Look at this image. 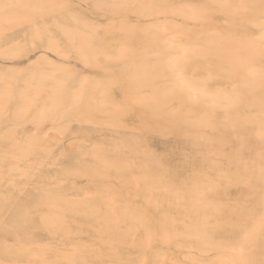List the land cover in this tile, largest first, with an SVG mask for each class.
I'll return each instance as SVG.
<instances>
[{
  "label": "rangeland",
  "instance_id": "obj_1",
  "mask_svg": "<svg viewBox=\"0 0 264 264\" xmlns=\"http://www.w3.org/2000/svg\"><path fill=\"white\" fill-rule=\"evenodd\" d=\"M224 1L0 0V264H264V0Z\"/></svg>",
  "mask_w": 264,
  "mask_h": 264
},
{
  "label": "bare ground",
  "instance_id": "obj_2",
  "mask_svg": "<svg viewBox=\"0 0 264 264\" xmlns=\"http://www.w3.org/2000/svg\"><path fill=\"white\" fill-rule=\"evenodd\" d=\"M220 2H221V1H220ZM223 3H225L224 0H223ZM32 9H33V8H32ZM190 20H191V19H190ZM81 33H82V32H81ZM13 45H14V44H13ZM203 48H204V47H203ZM184 57H186V53H185V56H184ZM184 57H183V58H184ZM183 58H182V59H183ZM243 59H244V58H243ZM236 61H237V60H236ZM176 63H178V62L176 61ZM174 64H175V62H174ZM178 64H179V63H178ZM235 64H236V63H235ZM179 65H180V64H179ZM181 67H182V66H181ZM177 68H178V66H177ZM256 68H257V67H256ZM256 68H255V69H256ZM175 70H177V69H175ZM203 77L206 78L205 75H204ZM203 77H202V78H203ZM200 78H201V77H200ZM204 78H203V79H204ZM201 81H203V80L201 79ZM204 82H205V80H204ZM201 83H202V82H201ZM189 84H190V82H189ZM192 84H193V83H192ZM193 85H194V84H193ZM193 85H192V86H193ZM200 85H201V84H200ZM203 85H204V84H203ZM185 86H186V85H185ZM194 86H195V85H194ZM205 86H206V85H205ZM189 87H190V86H189ZM195 87H196V86H195ZM197 88H198V87H196V89H197ZM199 88H200V86H199ZM203 88H204V87H203ZM194 90H195V89H194ZM195 91H196V90H195ZM195 91H194V92H195ZM210 96H211V95H210ZM213 96H214V95H213ZM214 97H215V96H214ZM220 97H221V96H220ZM209 99L212 100V97L209 98ZM219 99H220V98H219ZM211 100H210V101H211ZM221 100H222V98H221ZM221 100H220V101H221ZM220 101H216V102H217V103H218V102L220 103ZM209 104H213V102L211 101V103L209 102ZM221 104H223V103L221 102ZM218 105H219V104H218ZM210 106H211V105H210ZM212 106H213V105H212ZM228 108H229V107H228ZM186 110H187V109H186ZM187 111H188V110H187ZM184 112H185V111H184ZM188 112H189V114H190V111H188ZM251 113H252V112H251ZM186 114H188V113H186ZM192 114H193V113H192ZM200 115H201V114H200ZM248 115H250V114L248 113ZM251 115H252V114H251ZM189 116H190V115H189ZM198 116H199V115H198ZM253 116L255 117L254 114H253ZM247 117H249V116H247ZM188 118H189V117H187L186 119L188 120ZM198 118H199V117H198ZM200 118H202V116H201ZM249 118H250V117H249ZM256 118H257V117H256ZM250 121H251V120H250ZM247 122H248V121H247ZM262 123H263V121H262ZM262 123H261V124H262ZM257 124H258V123H257ZM256 126H257V125H256ZM254 130H255V134H256L257 132H260V131H258V128L254 129ZM256 130H257V131H256ZM259 130L262 131V129H260V128H259ZM263 132H264V131H263ZM261 133H262V132H261ZM263 134H264V133H262V135H263ZM259 135H260V134H259ZM256 136H257V134H256ZM258 138H259V136H258ZM258 151H259V150H258ZM222 175H223V174H222ZM206 178H207V177H206ZM209 179H210V178H209ZM207 181H208V180H207ZM173 191H174V190H173ZM197 191H198V190H197ZM174 192H175V191H174ZM194 193H195V192H194ZM197 195H199V194H197ZM201 198H202V197H201ZM195 201H196V200H195ZM169 217H171V216H169ZM154 219L156 220V218H154ZM164 219H165V218H164ZM164 219H163V221H164ZM171 219H172V218H171ZM172 220H173V219H172ZM170 222H171V221H170ZM258 222H259V221L257 220V222H256L257 225H255L256 228H257V229L255 228V229H256L257 232H259V230H260V229H258ZM163 223H164V222H163ZM240 223H241V222H240ZM240 223H239V224H240ZM256 223H255V224H256ZM260 223H262V222H260ZM160 224H161V221H160ZM242 224H243V223H242ZM167 225H168V224H167ZM259 226H260V225H259ZM196 227H197V226H195L194 228H196ZM205 229H206V228H205ZM200 230H201L200 228H199L197 231L194 230V232H196L195 234L198 235L197 233H200ZM205 231H206V230H205ZM207 231H208V230H207ZM203 232H204V230L202 231V233H203ZM202 233H201V234H202ZM254 233H255V232H254ZM201 234H200V237H201ZM203 234H204V233H203ZM203 234H202V236L204 237ZM207 234H208V233H206L205 235H207ZM258 235H259V234H258ZM258 235H256V236H258ZM203 237H201L200 239H202ZM205 238H206V237H204L203 239H205ZM207 238H208V237H207ZM167 240H168V239H167ZM165 242H167V241H165ZM175 242H176V241H175ZM225 250H226V249H225ZM228 251H229V250H228ZM245 251H246V250H245ZM243 257L245 258V256H243ZM243 257H242V259H243ZM224 258H225V257H224ZM245 261H246V260H245ZM207 263H208V262H207ZM243 263H244V262H243ZM247 264H248V263H247Z\"/></svg>",
  "mask_w": 264,
  "mask_h": 264
}]
</instances>
